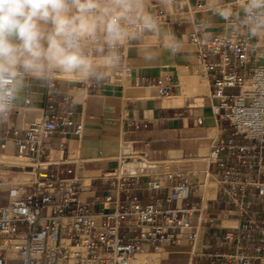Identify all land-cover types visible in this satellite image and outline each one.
I'll return each mask as SVG.
<instances>
[{"label": "built area", "instance_id": "obj_1", "mask_svg": "<svg viewBox=\"0 0 264 264\" xmlns=\"http://www.w3.org/2000/svg\"><path fill=\"white\" fill-rule=\"evenodd\" d=\"M183 1L166 0L175 10ZM240 4L233 0L219 8L231 7L235 15L223 18L217 34L206 31L199 20L190 21L195 73L216 100L213 115L226 121L229 130L210 144L204 169L164 168L163 161L120 141L116 167L104 174L106 194L82 201L81 179L66 166L65 143H58L55 160L45 145L54 133L73 125V133L81 135L82 122L73 119L68 96L56 100L48 95L41 116L21 135L5 128L0 149L6 139L14 143V159L28 178L10 184L7 202L0 205V264L9 259L22 264H149L137 262L136 255H160L167 245L186 247V256L153 264H264V33L250 36L242 26ZM162 16L158 10L154 18ZM129 31L131 37L114 50L113 74L106 82L94 76L84 83L86 88L95 90L102 82L122 85L132 69L126 55L129 40L143 34ZM88 51L99 55L95 45ZM168 78L148 84L165 95L171 88ZM14 163L0 157V166ZM208 182L223 205L219 210L207 206L202 195L198 203L185 200L190 189ZM152 192L161 197L142 200Z\"/></svg>", "mask_w": 264, "mask_h": 264}, {"label": "crops", "instance_id": "obj_2", "mask_svg": "<svg viewBox=\"0 0 264 264\" xmlns=\"http://www.w3.org/2000/svg\"><path fill=\"white\" fill-rule=\"evenodd\" d=\"M232 1L185 0L180 9L175 10L166 0H143L146 12L154 17L161 10L163 16L156 20V32H143L141 36L129 40L126 55L132 69L122 85L103 83L116 67L113 62L105 60V51H98V56L89 54L97 75L103 81L95 90L84 86L93 77L79 73L54 71L45 79L26 78L10 113L0 120V138L5 128L21 135L30 122L41 116L48 95L56 100L68 96L72 101L73 119L82 122L81 135L78 137L73 133V125L65 128L64 133H54L45 140V145L50 149L49 158L55 160L58 143H65L66 166L81 179L82 201L106 194L104 174L116 167L120 141H127L133 150H143L149 158L163 161L161 166L164 168L204 169L203 159L210 144L229 130L226 121L213 115L212 105L216 100L208 96V90L209 104L204 106L195 103L200 94H190L198 59L196 47L188 41V32L190 21L196 19L206 31L217 34L224 27L219 8ZM197 5L202 7L197 8ZM93 45L96 50L104 47L102 43ZM165 76L169 77L165 82L171 88L167 94L160 95L158 88L149 85L148 81ZM49 81L53 83L50 87L47 85ZM205 86L208 89L207 83ZM172 95H181L183 103L165 104V98ZM15 154L14 143L6 139L5 147L0 149V157L12 160ZM53 168L50 166L48 170ZM25 170L16 163L8 167L0 166V205L7 202L10 184L28 178ZM212 193L213 190L206 184L190 189L185 200L198 203V196L202 195L207 206L219 210L223 205L216 193L209 195ZM161 194L144 193L142 200L151 201L161 197ZM186 250L167 245L160 252L159 260L163 263L178 261L185 257Z\"/></svg>", "mask_w": 264, "mask_h": 264}, {"label": "clouds", "instance_id": "obj_3", "mask_svg": "<svg viewBox=\"0 0 264 264\" xmlns=\"http://www.w3.org/2000/svg\"><path fill=\"white\" fill-rule=\"evenodd\" d=\"M242 26L255 38L264 33V0H241ZM224 19L235 13L224 7ZM156 32L143 0H0V119L10 113L26 78L45 79L54 71L94 77L88 46L106 61L131 37L129 29Z\"/></svg>", "mask_w": 264, "mask_h": 264}, {"label": "bare ground", "instance_id": "obj_4", "mask_svg": "<svg viewBox=\"0 0 264 264\" xmlns=\"http://www.w3.org/2000/svg\"><path fill=\"white\" fill-rule=\"evenodd\" d=\"M62 75V74H61ZM64 75V74H63ZM67 76H70L71 75H68ZM74 77V76H73ZM69 78V77H68ZM75 78V77H74ZM188 82V81H187ZM202 87L200 88V91H207L208 89H206V82L204 80H202ZM193 86V85H192ZM204 98H201L199 97L198 100L199 101H202ZM183 103V98L181 97V95H172L168 98H165V104H172V105H181ZM197 105H201V104H197ZM204 105H208V104H204ZM203 105V106H204ZM199 157V156H198ZM201 157V156H200ZM197 158V157H196ZM10 161H13L15 162L16 164L18 163L17 160L15 159H9ZM203 182V179L201 180V183ZM212 183V182H209L207 183L208 184V187L209 188H212L213 187V184L209 186V184ZM205 185V184H204ZM212 190V189H211ZM209 195H213L212 194H209ZM180 248H186V247H179ZM187 249V248H186ZM188 250V249H187ZM186 250V251H187ZM159 256L160 255H157V254H144V253H141V254H137L136 255V261L139 262V263H149V264H153V263H157V260L159 259ZM185 256H186V253H185Z\"/></svg>", "mask_w": 264, "mask_h": 264}, {"label": "rangeland", "instance_id": "obj_5", "mask_svg": "<svg viewBox=\"0 0 264 264\" xmlns=\"http://www.w3.org/2000/svg\"><path fill=\"white\" fill-rule=\"evenodd\" d=\"M64 76H67V75H64ZM193 77H194V79H195V81H193L191 84H190V87H191V89H192V91H190V94H200V96L199 97H201V98H204L202 101H199L198 100V98L195 100V103L196 104H201L202 106L204 105V104H209V100L207 99V91H200V88L202 87V80H200L199 79V77L197 76V74L195 73V72H193ZM193 85V86H192ZM234 91H236V90H234ZM201 94L203 95V96H201ZM186 99L188 100V101H191V98L190 97H188V96H186ZM213 183H210L209 184V186L210 185H212ZM6 264H22V261L21 260H19V259H9V260H7L6 261Z\"/></svg>", "mask_w": 264, "mask_h": 264}]
</instances>
